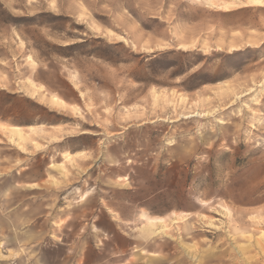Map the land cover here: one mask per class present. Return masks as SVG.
Listing matches in <instances>:
<instances>
[{
	"label": "rangeland",
	"instance_id": "rangeland-1",
	"mask_svg": "<svg viewBox=\"0 0 264 264\" xmlns=\"http://www.w3.org/2000/svg\"><path fill=\"white\" fill-rule=\"evenodd\" d=\"M238 10L0 0V125L44 126L26 154L0 131V264H264V7ZM223 84L253 90L181 118L227 107ZM152 88L188 104L154 109ZM182 212L194 232L136 241L142 214Z\"/></svg>",
	"mask_w": 264,
	"mask_h": 264
},
{
	"label": "bare ground",
	"instance_id": "bare-ground-1",
	"mask_svg": "<svg viewBox=\"0 0 264 264\" xmlns=\"http://www.w3.org/2000/svg\"><path fill=\"white\" fill-rule=\"evenodd\" d=\"M194 1L199 3V4L204 5L205 7H207V9L211 8V9L219 10L223 13H228V14H230V13H232L238 9H241L243 7H246V6L256 7V8H259V7L263 8L264 7V0H194ZM236 34H238V33H236ZM187 47H189V46H187V45H180L179 46V48H181V49H185ZM235 50H238V48L235 45L234 46L231 45L230 51H235ZM259 86L260 85H257V87H259ZM223 87L224 88L220 89L221 95H223V96L232 95V100L227 107L213 108L212 111H207V112L196 111V113L191 114V115H184V116L182 115L181 118L182 119H194V118L195 119L196 118L208 119V118H213L217 112L228 109L229 106H232L236 101H240L243 97H245L246 94H249L253 90L250 88L249 91H246L245 94L238 95L237 93L233 92V90L229 86L227 87L226 84H223ZM34 89L36 90V88H34ZM151 94H152V105H153L154 109L159 107L160 102H162V105H163V108L160 110H165V109H174L175 110L178 105L183 107L185 104H188L187 103L188 99L185 96H182L180 93L178 94L174 91L170 92V94L172 96L171 99H169V97L167 96L168 94H165V93L159 94L153 88L151 89ZM36 96H37L36 92L33 91L31 97L35 98ZM79 96L82 97V92L79 93ZM49 102L52 106L60 107V108L64 107V103L62 102V100H60L56 97L49 98ZM194 105H196V104L194 103ZM159 121H161V120H159ZM176 121H178V119L175 121H169V122H176ZM217 124L223 125V126L226 125V123L221 121V120H218ZM43 127L44 126L40 124V125L26 126L25 129H23L20 126H16V125L15 126L0 125V131H2L6 135L7 142L11 146H13L15 148L17 147V149L20 150L21 153L26 154L27 150H26L25 145H27V144L30 146H34L36 150H41L44 148V146H42L36 140H34V138H32V136L38 134V132H39L38 129L43 128ZM51 127H53V126H51ZM54 129H57V127H55ZM50 138L53 142L57 141V139L55 137H50ZM170 145H172V144L170 143ZM82 154L83 153H80L78 156H82ZM61 157L63 160L62 163L50 164L49 167L51 169L57 170V171L64 174V173H66L65 162L71 161L72 154H70L69 152H65L64 154L61 155ZM87 195L88 194H85L82 197V200L85 197H87ZM189 215L190 214L187 212H182L180 215H178V216L175 215L174 218L170 219L167 222V220H164L163 218L150 217V216L148 217L147 215L142 214L140 216V220L142 223H141L140 227L137 229V234L135 236V239L138 242H147V243H150V241L154 240V238H157V237H160L163 239L168 238L170 240H174L172 235L170 234V229H171V226L175 225V224H183L184 226L182 228V232H185V234L190 233L192 231L194 232L195 226H193L192 224H190L188 222L189 221V218H188ZM202 218H204V217L202 216ZM206 224L207 225L205 226V228H207V229H210L213 231L218 229V227L216 225L212 224V222L210 220L208 222H206Z\"/></svg>",
	"mask_w": 264,
	"mask_h": 264
},
{
	"label": "crops",
	"instance_id": "crops-1",
	"mask_svg": "<svg viewBox=\"0 0 264 264\" xmlns=\"http://www.w3.org/2000/svg\"><path fill=\"white\" fill-rule=\"evenodd\" d=\"M59 141V139H57V141L56 142H58ZM51 142H53V141H51ZM70 154H72V153H70ZM80 153H78V154H72V158H71V160L72 159H77V157H79L78 155H79ZM59 164V163H58ZM60 176H62V178H65L66 176H65V174H61V173H58ZM50 179H52L53 181L52 182H57V184H58V181L56 180V179H54V178H52V177H50ZM30 189H33L34 187H36V184L35 183H33V185H30V186H28Z\"/></svg>",
	"mask_w": 264,
	"mask_h": 264
}]
</instances>
